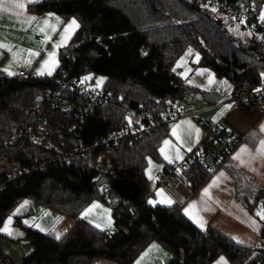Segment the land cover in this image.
Segmentation results:
<instances>
[{
    "label": "trees",
    "instance_id": "trees-1",
    "mask_svg": "<svg viewBox=\"0 0 264 264\" xmlns=\"http://www.w3.org/2000/svg\"><path fill=\"white\" fill-rule=\"evenodd\" d=\"M230 1L256 14L264 5V0ZM189 2L39 0L28 4L27 10L38 15L52 14L51 17H59L61 21L74 17L79 27L68 45L58 49V64L50 76L0 75V154L18 161L27 170L41 164L44 151L37 146L23 143L8 150L2 144L12 127L24 128L31 123L29 111L39 104L44 91L55 85L54 78L101 75L105 78L102 88L112 98L80 119L50 111L57 124L50 139H62L65 147L90 145L123 123L142 122L141 118L126 116L125 106L161 109L173 105L175 95L179 99L186 92L196 95L198 91L186 88L172 70L187 48L198 56L193 66L227 79L232 93L258 85L264 72V41L242 43L207 11L208 0ZM71 125L74 127L67 130ZM166 129L161 128L132 144L120 142L108 150L113 178H129L139 186V194L132 200L137 205L133 215L124 208L111 211L115 225L121 229L108 236L106 231L76 219L56 239L17 222L22 231L20 239L33 246L20 264H87L95 258L130 264L152 241L169 253L165 264H210L218 255L232 264H254L258 248L238 245L211 227L199 230L183 215L179 204L160 206L141 202L147 190L142 184L146 158H157V148ZM101 150L91 149L68 164L32 170L20 180L7 182L0 192V224L22 200L75 218L90 202L99 200L106 188L93 184L99 176L96 163ZM212 172L194 162L181 171L180 177L193 194ZM236 199L249 212H254L258 205L262 207L264 188L246 190ZM0 264L12 263L0 253Z\"/></svg>",
    "mask_w": 264,
    "mask_h": 264
},
{
    "label": "crops",
    "instance_id": "crops-1",
    "mask_svg": "<svg viewBox=\"0 0 264 264\" xmlns=\"http://www.w3.org/2000/svg\"><path fill=\"white\" fill-rule=\"evenodd\" d=\"M38 1L36 0V2ZM24 2V9L0 12V44L5 45V47H0V75L5 77L15 76L17 72L15 68L25 66L35 76H48L49 69L55 70L54 65L46 66L43 69V74H38L42 63H37L46 53L53 51L56 53L58 51L61 43L56 39H58L63 26L62 23L57 24L56 19L49 17V15H38L28 11L27 5L35 2L28 3L27 0H24ZM16 13H20V15L17 16ZM27 16H34L38 19L28 23L25 20ZM46 18L49 19V26L43 24ZM52 25H55V31L52 30ZM40 27H45V32L41 33L39 31ZM46 36L50 38L44 43ZM54 45L59 46L54 48ZM29 52H38L39 55L33 57L29 55ZM29 60L32 62V66L27 63ZM10 72L13 74L9 75ZM260 76L261 80L264 79V72H261ZM204 92L205 95L203 96L199 93L192 95L197 97L198 102L196 104L194 102L188 111L195 112L199 118L224 120L238 134L240 138L238 145L229 156L221 160L219 167L193 194L180 176H176L166 186H156L154 181L149 178L145 181V188L154 193L155 198L153 201L156 202V205L179 204L183 215L199 230L211 227L226 235L238 245L257 248V238L262 230L263 220L256 215L258 210L255 209L254 212H249L240 204L236 196L246 190L253 191L255 188H264V157L256 156L255 159H252L249 155V153L255 155V149L259 147V141L264 139V132L260 131V126L264 124V107L242 109L233 106L229 102L232 89L230 94L224 98L222 97V90L218 87L204 89ZM229 105L231 107H226ZM221 112H223V115H218ZM185 121L190 122V125L184 123ZM177 123H180V127L176 129L175 134L173 132L174 128L169 129L171 128L169 126L166 129L164 136L169 132L171 134L165 137V140L170 141V144L176 148L178 147L175 143L177 140L181 144V151L189 150L199 139L201 132L188 119H181L172 125ZM196 129L199 130L198 134L195 131ZM164 136L161 140L164 139ZM242 147H247L249 150V153L241 156V159L247 162L246 164H241L240 160L233 159ZM167 166L169 164H166L162 169ZM221 172L224 173V177H220L217 184L209 189L208 195H203V189L208 187L214 178L219 177ZM165 196L172 201L171 204L159 202ZM193 202H196V206L189 210L190 215L193 217L190 218V215L185 214V209ZM94 203L98 207L93 208L91 212L82 217L81 213ZM104 207L100 202L94 200L73 219L48 209L46 212L36 210L34 213L37 214V217L33 221H27L26 223L27 219L24 220L22 217L24 215L20 218L16 217V221L23 226L41 233H47L54 238H56L57 233L62 234L76 219L91 225L97 230L107 232L108 228L111 227V224L108 223L111 215L108 213V216H104L101 212L107 209ZM58 217L61 219L57 221ZM252 221H255V225L252 224ZM97 224L100 227H96ZM154 244L158 247L149 250L150 246ZM146 252L147 255L142 258V254ZM221 256H216L210 264H217ZM169 257L170 255L166 250L152 241L144 247L130 264H137L138 260L140 264H165ZM225 260L227 264H232L226 258ZM87 264L114 263L106 259L95 258Z\"/></svg>",
    "mask_w": 264,
    "mask_h": 264
},
{
    "label": "built area",
    "instance_id": "built-area-1",
    "mask_svg": "<svg viewBox=\"0 0 264 264\" xmlns=\"http://www.w3.org/2000/svg\"><path fill=\"white\" fill-rule=\"evenodd\" d=\"M208 6L215 8L224 17L243 21L264 39V21H261L259 14L253 13L250 8L230 0H208ZM15 75L19 78L33 74L23 68L19 69ZM52 81L55 85L47 88L40 96L39 104L29 111L31 123L24 128L12 127L2 144L3 148L8 150L16 149L23 143L32 144L43 150L41 164L32 170L43 171L49 165L68 164L91 149L101 148L96 171L99 175H105L111 179L114 177V172L108 163V150L111 147L120 142L132 144L143 136L153 134L161 128H168L181 119H188L198 127L201 134L186 153L183 162L171 164L157 173L154 184L166 186L176 176H181V171L194 162L208 172L214 171L219 167L221 160L229 156L240 141L238 134L222 119L199 118L195 112H184L174 105L152 110L138 105L136 107L125 106L124 114L132 119L141 118L142 122L138 120L136 125L123 123L118 129L106 133L90 145L65 147L62 139L55 141L50 139V136L57 130L56 119L50 111H59L80 119L86 113L91 112L95 106L104 105L112 98L102 86L94 85L90 80H84L83 76L67 79L54 78ZM229 102L235 107L245 109L264 107V79L253 88L235 91L230 96ZM73 127L72 125L67 126V130ZM32 170H27L18 161L7 159L0 154V192L7 182L20 180ZM142 184H145V179H142ZM154 198V193L146 190L141 197V202H148ZM99 200L111 211L124 208L131 215L137 211V205L133 204L132 200L118 195L108 186ZM262 208H264V201ZM107 234L111 236L112 233L107 232ZM257 248L258 257L254 260V264H264V221L257 238Z\"/></svg>",
    "mask_w": 264,
    "mask_h": 264
},
{
    "label": "rangeland",
    "instance_id": "rangeland-1",
    "mask_svg": "<svg viewBox=\"0 0 264 264\" xmlns=\"http://www.w3.org/2000/svg\"><path fill=\"white\" fill-rule=\"evenodd\" d=\"M213 7L207 8V11L213 15V17H216L218 19H220L224 24L225 27L228 31V33L230 35H232L233 37H236L238 40H240L242 43H246L249 40H257V41H261L264 39H262V37L259 35V33L253 29H251L250 27H248L247 25L241 23V21L239 20H228L227 17L225 18L222 15H219V13L217 12V10L215 9V11H213ZM264 9V5L262 6L261 10ZM261 10L259 12V17L261 16ZM74 17H69L67 18V20L63 21L62 23V31L61 33L64 32V28L67 25V23L72 20ZM76 19V18H75ZM78 23V21H77ZM78 28H74V30H70L68 33L65 34V38L62 41V37H61V33L58 36V39H56L57 41H59L61 44L60 47H65L68 45V42L70 40V38L72 37V35L75 33V31ZM189 49L191 48H187L184 53L176 60L172 70L173 72L179 76L182 81L183 84L186 86V88L188 89H196L198 91V93L200 95L203 96L204 89H209L210 87H218L219 89L222 90V94H223V98L228 96L231 92L232 86L231 83L225 79L224 77H215L214 74L206 69V68H201V67H194L193 64L197 61L198 56L197 54L192 50L191 53H189ZM48 54L46 53L44 56H42V58L40 60H38L37 64H41L44 60L48 59ZM57 52L55 53V64H54V68L57 67L58 64V59H57ZM23 56V55H20ZM18 57V56H17ZM183 58V59H182ZM29 66H32V62L30 63ZM27 69L25 66H21V67H16L15 69H17V71L19 69ZM53 68V69H54ZM53 73V71L51 70V74ZM50 76V75H48ZM86 76H90L91 79H88L90 81H92L94 83V85L97 86H102V84L105 81V78L101 75H93L91 73H87L85 75H83V78ZM99 78H103V82L102 83H98V79ZM213 83V85H212ZM190 91V90H189ZM197 97H194L190 94H188L187 92L184 93L181 97V99H176L175 101H173V105L184 111V112H189L188 110H190V107H192L193 103L195 102V104L198 102L197 101ZM180 123H177L175 125L170 126L172 129L174 128V126L179 125ZM170 132L167 135H163L164 139L161 140L159 142L158 148H157V158H146V165L142 171V178L145 179V181H147L149 179V175H151L152 180L155 181L157 179V173L162 171V168L166 166V164H174V163H181L183 162L184 158L186 157V153L189 152V150H180V142H178L176 140V144L179 147H174L172 146V144H169L168 146H165L163 144V141H165V137H168V135L170 136ZM173 135V134H172ZM180 141V138H179ZM164 147L165 148V154L169 157V159L172 161L171 163L166 160L164 158V155L161 154L160 149ZM149 160H151L152 162V166H151V170L150 173L146 174V169L150 168L149 165ZM107 170V167H106ZM24 201H28V200H22L14 209L13 211L6 216V218L3 220V222L0 224V229L4 228L5 225V221L8 220L9 217H11V223L8 226V231H0V253H2L3 255L7 256L9 258V260L11 261L12 264H20L21 260L28 255L32 249L33 246L28 242V241H24L21 240L20 237L22 235V231L19 229V227L15 224L17 223L16 221V217L20 218V216L23 217V219H27L26 221H33L36 217L37 214H35L34 212L36 210H41L42 212H46L48 209L31 201H28V204L25 205L24 208L20 209L19 212H17V209L20 208V205L24 203ZM100 202V204L104 205L107 209L101 211L104 216H108V213L111 215V210L109 207H107L105 204H103L100 200H95ZM104 207V208H105ZM262 207L258 205L257 210H260ZM34 214V216H33ZM110 220H111V227L108 228L107 232L109 233H114L117 230V226L115 225L113 218L110 216ZM25 223V222H23ZM9 232L11 234H9Z\"/></svg>",
    "mask_w": 264,
    "mask_h": 264
},
{
    "label": "snow or ice",
    "instance_id": "snow-or-ice-1",
    "mask_svg": "<svg viewBox=\"0 0 264 264\" xmlns=\"http://www.w3.org/2000/svg\"><path fill=\"white\" fill-rule=\"evenodd\" d=\"M27 2H28V3H32V2H36V0H27ZM24 8H25V2H24V0H0V12H9V11H12V10H14V9H24ZM213 11H215V9H213ZM16 15L19 16L20 13H16ZM51 16H52V14H49V17H51ZM37 19H38V18H37V17H34V16H27V17L25 18L26 22H28V23H31V22H33V21H36ZM55 19H56V23H57V24L63 23V21H61L59 17H56ZM260 20H261V21H264V9L261 10ZM241 23H243V21H241ZM43 24H44L45 26H49V19L46 18V19L43 21ZM51 27H52V30L55 31V25H52ZM78 27H79V24L77 23V20H76L75 18H73L72 20H70V21L67 23V25L65 26V28H64V32L61 33L62 41H63V39L65 38V34H66V33H68L70 30H74V28H78ZM39 31H40L41 33L45 32V27H40ZM49 38H50V37L46 36V37H45V41H44V43H46L47 40H48ZM58 46H59V45H54L53 47L56 48V47H58ZM0 47H5V45L0 44ZM191 51H192V50L189 49V53H191ZM29 55L34 57V56L39 55V53H38V52H29ZM54 58H55V51L49 53V54H48V59H46V60H44V61L42 62V67H41V69L38 70V74H43V69H44L46 66H48V65H50V64L54 65V64H55V59H54ZM182 59H183V58H182ZM27 63L30 64L31 61L29 60ZM12 74H13V73H11V72L9 73V75H12ZM48 74L51 75V69H49ZM83 79H84V80H88V79H91V77H90V76H86V77H84ZM102 82H103V78H99V79H98V83H102ZM256 91H260V89H256ZM226 107H231V106L229 105V106H226ZM218 115H223V112H221V113L218 114ZM184 123L190 125V122L185 121ZM179 127H180L179 125L174 126V129H173L174 134H175L176 129L179 128ZM195 131H196L197 134H198L199 130L196 129ZM260 131H261V132H264V124H262V125L260 126ZM163 144H164L165 146H168V145L170 144V141L165 140V141H163ZM189 150H190V149H189ZM160 152H161L162 155H164V158H165L166 160H168L170 163L172 162V161L169 159V157L165 154V148H164V147H162V148L160 149ZM245 153H249V150H248L247 147H242V148L239 150V152H237V154L233 157V159L240 160V163H241V164H246L247 162L241 159L242 154H245ZM249 155L251 156L252 159H255L256 156L264 157V139H262V140L259 141V147H257V148L255 149V155H252L251 153H249ZM148 162H149L150 168H149V169H146V174L150 173L151 166H152V162H151V160H149ZM220 177H224V173H223V172H221V173L219 174V177L214 178V180L208 185V187H206L205 189H203V195H208V194H209V189L217 184V182L219 181V178H220ZM149 178L152 179L151 175H149ZM148 202H149L150 204H155V203H156L155 201H152V200H149ZM159 202H160V203H168V204H171V203H172V201H171L170 199H168L166 196L163 197V199H162L161 201H159ZM27 204H28V201H24V203L20 205V208L17 209V212H19L20 209L24 208L25 205H27ZM195 206H196V202H193L192 204H190V205L188 206V208L185 209V214H186V215H190L189 210L195 208ZM96 207H98V205L94 203V204H93L92 206H90L88 209H85V211H84L83 213H81L82 217L85 216V215H87L89 212H91V210H92L93 208H96ZM256 215L259 216L261 220H264V208H261L260 210H258L257 213H256ZM190 218H193V217L190 215ZM11 219H12V218L9 217L8 220L5 221L4 228L0 229V231H8V226H9V224L11 223ZM59 219H61V218L58 217V218H57V221H58ZM26 223H27V221H26ZM108 223H109V225H110V224H111V221L109 220ZM252 224L255 225V221H252ZM96 227H100V225L97 224ZM41 230L43 231V229H41ZM9 234H11V233L9 232ZM60 235H61V234L57 233V235H56V239H60ZM157 247H158V246L155 245V244H154V245H151L149 250H151V248H157ZM145 255H147V252L142 254V258H143V256H145ZM137 264H140V261H139V260L137 261ZM217 264H227V262H226L225 258H224L223 256H221V257L219 258V260L217 261Z\"/></svg>",
    "mask_w": 264,
    "mask_h": 264
},
{
    "label": "water",
    "instance_id": "water-1",
    "mask_svg": "<svg viewBox=\"0 0 264 264\" xmlns=\"http://www.w3.org/2000/svg\"><path fill=\"white\" fill-rule=\"evenodd\" d=\"M183 1L187 4H190L189 0H183ZM234 45L238 46L236 41H234ZM174 98L179 99L178 95H175ZM93 184L97 187L108 186L111 189H113L118 195L128 198L130 200L135 199L139 194V186L137 182L129 178L109 179L105 175H99L93 181Z\"/></svg>",
    "mask_w": 264,
    "mask_h": 264
}]
</instances>
